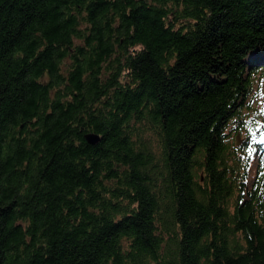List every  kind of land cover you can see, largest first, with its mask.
Segmentation results:
<instances>
[{
	"label": "trees",
	"instance_id": "16d2710c",
	"mask_svg": "<svg viewBox=\"0 0 264 264\" xmlns=\"http://www.w3.org/2000/svg\"><path fill=\"white\" fill-rule=\"evenodd\" d=\"M263 83L264 0H0V264H264Z\"/></svg>",
	"mask_w": 264,
	"mask_h": 264
},
{
	"label": "rangeland",
	"instance_id": "374dc122",
	"mask_svg": "<svg viewBox=\"0 0 264 264\" xmlns=\"http://www.w3.org/2000/svg\"><path fill=\"white\" fill-rule=\"evenodd\" d=\"M258 99H259V102L257 106L260 107L264 103V83L259 91Z\"/></svg>",
	"mask_w": 264,
	"mask_h": 264
},
{
	"label": "water",
	"instance_id": "95a60500",
	"mask_svg": "<svg viewBox=\"0 0 264 264\" xmlns=\"http://www.w3.org/2000/svg\"><path fill=\"white\" fill-rule=\"evenodd\" d=\"M86 137H87L88 141H90V142H96L98 140V136L95 134H89Z\"/></svg>",
	"mask_w": 264,
	"mask_h": 264
}]
</instances>
